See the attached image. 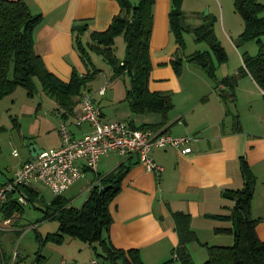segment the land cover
<instances>
[{
	"label": "crops",
	"instance_id": "obj_1",
	"mask_svg": "<svg viewBox=\"0 0 264 264\" xmlns=\"http://www.w3.org/2000/svg\"><path fill=\"white\" fill-rule=\"evenodd\" d=\"M25 1L32 13L39 12L42 15L40 22L33 30L34 50L41 56L51 72L63 80H68L73 69L78 74H85L94 67L98 70L87 82L85 89L98 103L103 118L125 119L136 125L158 121L159 115L156 113L132 114L127 102H122L125 100L118 102L115 95H112L113 93L109 97L106 96L110 92L109 90L107 92V89L113 84L111 77L119 75L114 76L112 70H109V74L99 72L100 68L96 66V57L93 56V52H90L93 67L85 64L75 47V31L72 30L74 22L87 24V28L80 34V38L82 42L88 41L90 31L105 29L113 15L118 13L119 5L116 0ZM259 1L264 4V0ZM218 2L221 13L222 1L218 0ZM168 8L169 0H154L152 31L149 41L152 67L147 85L150 90H172V96L177 98L179 106L171 115L168 112L169 117L163 127L173 135L194 136V139L190 141L192 151L187 154L182 153L170 145L152 147L150 150L152 159L162 166L159 173L145 169L134 158L121 157L119 161H116V165L124 162L128 163V168L120 180L119 191L108 205L112 216L108 228L111 243L124 249L137 248L145 264H150L155 259H159V264L172 256V250L178 243L172 211L182 210L190 214V226L196 232L199 240L202 239L201 234L208 237L221 234L214 233L213 227L226 225L227 222L207 217L205 214L226 212L232 206V201L222 197L220 191L226 187H241L239 155L244 156L257 178L251 201V214L254 217H259L256 231L258 236L264 239L263 91L248 74L237 79L236 102L229 103L228 106L239 115L241 131L233 129L230 116L224 114L226 104L220 99L216 88L210 87L201 74L196 78H200L204 84V93H201L202 97L196 96L193 99L192 92L184 91L180 75L174 73L169 63V56L176 49L177 44L168 28ZM213 19L215 18L213 17ZM120 39L122 36L117 35L113 43V52L121 50V54L114 53L117 57H121L124 50L123 39L122 42H119ZM239 56V63L232 67L229 65L224 67L220 73L222 76L235 72L242 63L240 53ZM160 61H165V63L159 64ZM103 84L106 85V88L102 94H99L97 89ZM127 85L128 83H125L124 89ZM201 86L203 87V85ZM206 88L209 93L205 95ZM196 92L194 94L200 95L198 90ZM189 101L192 102L188 103ZM38 106L39 104L36 105L37 108ZM53 110L55 115H48L45 112L47 118L43 117L40 121H36V125L42 122L45 131L56 129L58 141L54 144L55 146L60 143L59 121L65 123L74 135H79L89 129L87 123L75 124V118L80 112L79 100L74 105L71 115L61 116L62 112L56 108V104ZM29 112L30 109L27 113L30 114ZM34 114L38 117V114ZM52 116L56 117L55 122L51 121L50 117ZM31 143H29L27 155L14 166H8L7 172L0 171V175L10 176L18 165L32 157V150L29 148ZM35 144L42 149L36 142ZM106 157L103 155L99 158L97 174L100 171L106 173L116 166L105 163ZM87 174H89L87 181L89 185L94 173ZM0 216H2L1 212ZM42 237V234H38L39 240ZM215 240V243L223 241ZM194 241H188L187 248L193 259H199L201 250L196 248L197 246L193 244ZM50 243L48 255H41L40 260L43 257L45 259L47 256L49 258L56 255L53 258V264H62L63 260L69 264H88L87 259L91 256V252H94L92 244L73 237L65 236L60 243L52 241ZM94 244L97 243L94 242ZM46 245L49 244L44 243L42 247ZM96 248L98 249V247ZM198 251L199 253H197ZM21 257H23L21 254L17 255L15 264H18ZM9 260L10 254L2 249L0 264H7ZM168 264L180 263L172 256Z\"/></svg>",
	"mask_w": 264,
	"mask_h": 264
},
{
	"label": "trees",
	"instance_id": "obj_2",
	"mask_svg": "<svg viewBox=\"0 0 264 264\" xmlns=\"http://www.w3.org/2000/svg\"><path fill=\"white\" fill-rule=\"evenodd\" d=\"M119 11L113 15L108 26L103 30L89 32V40L82 42L80 34L87 28L86 23L72 25L74 44L81 60L93 67L90 52L100 55L110 66L112 74H127L129 83L124 89L123 99L132 114L156 113L158 121L137 124L138 127L160 128L167 120V113L173 106L171 90H150L149 72L152 67L149 41L152 31L154 0H116ZM182 0H169L168 28L177 44L169 56V63L176 75L181 71L183 60L197 64L206 76L215 79L219 88L217 94L226 104L224 114L229 115L233 129L241 131L239 115L228 106L236 100L235 86L237 79L250 75L263 91L264 102V4L259 0H233L234 10L241 16L242 29L235 45L248 40H255V53L241 51L242 63L235 72L217 77L216 66L227 59L226 51L217 39L212 20L185 26L182 22ZM41 13H32L25 0H0V99L21 85L32 96L36 86L35 77L41 90L52 98L56 108L65 117L73 113V107L79 100L81 91L98 70L92 68L85 74H78L73 69L68 80H63L51 72L41 56L34 50L33 30L41 20ZM183 30H189L196 41H205L209 49H195L182 56L185 46ZM121 35L124 50L121 57L113 52L114 38ZM160 61L159 64H164ZM14 117H11V119ZM132 123L131 121H128ZM223 123V122H222ZM136 125V124H135ZM242 185L239 188H222L220 194L232 201L226 212L207 213V217L227 222L226 225L214 226V233H225L232 237L228 244H208L198 239L190 226V214L182 210L171 212L178 243L172 250V256L180 264H264V239L256 231L259 217L251 214V201L256 184V175L244 156H238ZM128 168V163L120 162L110 171L94 173L90 182L99 179L88 187L85 199L79 206L71 204L62 193L54 194L43 210L45 218H55L57 230L47 232L42 241L62 242L65 236L77 238L92 244L94 253L101 255L103 264H144L139 250L135 247L120 248L114 246L108 235L112 216L109 202L120 189V180ZM18 190H11L7 200L0 207L4 217L22 209L15 198ZM27 202L38 197V191L32 186L21 187ZM26 202V203H27ZM195 240L206 248L207 256L201 262H195L187 248V242ZM96 242L97 244H94ZM99 245L100 249L96 247ZM100 252V253H98ZM172 256L159 264H168Z\"/></svg>",
	"mask_w": 264,
	"mask_h": 264
},
{
	"label": "rangeland",
	"instance_id": "obj_3",
	"mask_svg": "<svg viewBox=\"0 0 264 264\" xmlns=\"http://www.w3.org/2000/svg\"><path fill=\"white\" fill-rule=\"evenodd\" d=\"M221 1V13L218 0H184L182 5V22L185 26L196 25L208 19L213 21L215 35L224 47L227 55V60L216 66L215 73L218 78L224 67H227L228 65L232 67L239 63V53H241V51L255 53L257 49L255 40H248L237 46L235 45L239 30L242 27V19L234 10L233 0ZM213 17L215 19H213ZM182 36L185 43V46L182 49V56H185L195 49H209L205 41H196L189 30H183ZM262 38L264 39V34ZM119 42H122V39H120ZM114 53L121 54V50H116ZM93 56L96 57L95 63L96 66H99L100 68L99 72H106L109 74V70H111L109 64L101 58L100 55L94 54ZM200 74L205 80H207L210 87L216 88V90L219 88L215 79L206 76L197 64L184 59L181 64L179 75L182 84L184 85V91L192 92L193 99H195L196 96L202 97L203 95L201 96V93H204V84L200 78H196L197 75ZM33 78L36 88L32 96L27 95L26 89L23 86L18 85L11 93L0 99V171L7 172L6 168L8 166H14L20 159H23V157L27 155V149L30 142H36L40 147L46 149L55 146L54 144L58 141L56 129L52 128L49 131H45L42 122L41 124L36 125V121H40L43 117L47 118L45 112L48 115H55L53 107H55L56 103L41 90L38 80L35 77ZM111 80L113 82L112 87L107 89V92L109 90L111 93L108 92L106 96L109 97L110 94L113 93L112 95H115V99H118V102L124 100V85L125 83H129L128 75L123 74L111 77ZM201 85H203V87ZM197 90L200 92V95L194 94L197 93ZM207 93H209V91L206 88L205 95ZM172 102L173 106L169 110L170 115L174 112L175 108L179 106L175 96H172ZM190 102L192 101H189L188 103ZM235 102L236 100L234 103ZM38 104L39 106L37 108L36 105ZM28 109H30V114L27 113ZM33 112L38 114L39 118ZM11 117H14V120L13 118L11 119ZM52 117H50V119H52L51 121L55 122L56 117ZM14 151H16L15 154ZM106 156L105 163L110 166L116 165V161L121 159L120 156L112 153H108ZM101 172L102 171H100V173ZM87 173L83 178L77 179L71 183L62 192V194L68 197L75 206H79L87 194V181L89 177V174ZM34 187L38 191V197H41L42 200L37 198L33 202L28 201L27 203L21 204L22 209L12 214L7 225H2V228L0 229V246L9 254L15 247L18 254L23 256L18 260V264H53V258L56 256L55 254V256L49 258L47 256L45 259L43 257L42 260H40L41 255H48V246H50L51 243L50 241L43 242L42 240H39L38 234L44 236L47 232H54L57 230L58 222L55 218L43 217V210L45 208L44 204L49 202L54 193L41 183L35 184ZM217 223L219 222L217 221ZM211 236L216 237L211 238ZM211 236L208 237L201 234L200 237L202 238L201 240L207 241L208 244H228L232 240V237L229 234L221 233L219 235ZM67 238L72 237L67 236ZM214 238L219 239L218 241H223L215 243L216 240ZM44 243H48L49 245L42 247ZM193 244L197 246L196 248H198V250H201V256L199 254V259H194L195 262L203 261L207 256L206 248L197 241H194ZM97 247L99 250V245H97ZM197 253H199V251ZM92 257L95 258L96 263L91 261ZM158 262L159 259H155L150 264H158ZM87 263L103 264L104 262L101 255L91 252V256L87 259Z\"/></svg>",
	"mask_w": 264,
	"mask_h": 264
},
{
	"label": "built area",
	"instance_id": "obj_4",
	"mask_svg": "<svg viewBox=\"0 0 264 264\" xmlns=\"http://www.w3.org/2000/svg\"><path fill=\"white\" fill-rule=\"evenodd\" d=\"M106 85H101L97 92L102 94ZM80 112L75 118V124L87 123L89 129L79 135H74L65 123L58 126L60 143L57 146L42 148L31 158L18 165L13 173L0 177V207L7 199L11 190H18L15 198L21 204L27 202L23 186H34L41 183L52 193L60 194L71 183L83 178L87 172L96 173L99 158L108 153L123 158H134L147 170L159 173L162 166L157 164L150 155L152 147L173 146L182 153H190V141L194 136L173 135L165 127H138L125 119H105L100 107L90 93L83 89L79 96ZM16 151H14V154ZM99 179L90 182L98 183ZM10 217L0 216V229L7 225ZM18 251L14 247L10 252L7 264H15ZM0 259L2 249L0 246ZM96 263L95 258L91 260ZM6 264V263H3ZM62 264H69L66 260Z\"/></svg>",
	"mask_w": 264,
	"mask_h": 264
},
{
	"label": "water",
	"instance_id": "obj_5",
	"mask_svg": "<svg viewBox=\"0 0 264 264\" xmlns=\"http://www.w3.org/2000/svg\"><path fill=\"white\" fill-rule=\"evenodd\" d=\"M29 148L32 150L31 155H34L40 151V148H38L35 143H31ZM0 177L4 178L2 175H0Z\"/></svg>",
	"mask_w": 264,
	"mask_h": 264
}]
</instances>
